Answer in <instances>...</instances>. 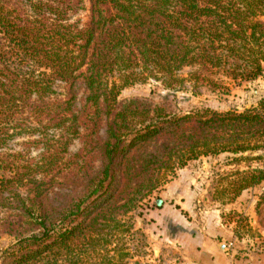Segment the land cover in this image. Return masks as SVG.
<instances>
[{
  "label": "trees",
  "instance_id": "1",
  "mask_svg": "<svg viewBox=\"0 0 264 264\" xmlns=\"http://www.w3.org/2000/svg\"><path fill=\"white\" fill-rule=\"evenodd\" d=\"M86 1L0 0V234L14 238L4 264L113 263L119 216L168 172L220 153L264 159L253 155L264 152L263 97L243 110L180 114L146 97L119 99L150 79L179 89L184 67L212 89H227L222 77L240 84L264 76V0ZM17 137L27 138L23 150L9 147ZM74 139L82 150L96 147L95 176L78 174L84 167L70 163L77 154L64 158ZM234 174L223 189L233 196L264 182V166ZM61 182L80 185L83 196L54 207L48 194ZM262 202L264 188L258 215Z\"/></svg>",
  "mask_w": 264,
  "mask_h": 264
},
{
  "label": "rangeland",
  "instance_id": "2",
  "mask_svg": "<svg viewBox=\"0 0 264 264\" xmlns=\"http://www.w3.org/2000/svg\"><path fill=\"white\" fill-rule=\"evenodd\" d=\"M87 5V1L85 0ZM85 11L80 12L82 18L85 17ZM191 67H184L179 71L180 76L184 78V82L179 89L171 90L164 88L155 80L147 82H139L124 87L120 94V100L130 98H150L155 103L165 102L170 110L180 113H186L190 109L209 107L218 111L228 109L243 110L255 104L260 98H264V76L258 77L252 81H244L240 84L222 77L226 81V88L212 89L206 84H195L188 78ZM57 90H61L57 87ZM84 89L81 85L77 86V102L79 106L83 103ZM104 137V127L98 134ZM26 137H17L9 145L14 151L23 150L22 141ZM153 146V145H152ZM150 147L154 149V147ZM82 139H74L67 147L64 158H68L74 154L77 156L71 160V165L82 166L78 174L83 173L95 176L101 168V159L99 153L94 148L82 150ZM157 147V146H156ZM29 155L37 156L41 151L33 145L29 146ZM264 152H256L255 154ZM233 154L220 153L217 155L200 156L197 159L189 160L181 167H176L174 171L167 173L164 180L158 187L146 194L145 190L137 194L138 201L136 208L128 213L119 216L121 224L118 229L110 231L114 233L112 238V246L115 244L118 247L119 255L115 257L113 263L105 264H156L155 259H160L161 262L165 257L159 253V248L153 244L158 238H166L168 229L176 232L180 228L179 214L187 217L188 213L177 206L175 201L176 194H218V198L222 201L230 203L240 194H244L246 201L252 204L256 216L258 227L254 230L245 227L242 216L243 227L238 228V234L247 233L249 236H260V231H264V202L257 209L256 202L262 194L264 182L254 187L242 190L238 195L233 196L231 193H226L223 189L227 188L229 180L234 178L236 170H249L257 166H264V159L261 160H242L234 162L231 160ZM88 169V171H87ZM88 176L81 177V181H86ZM80 182V181H79ZM56 194H48L54 207H61L68 195L76 198L82 197V187L69 182H61V185L55 187ZM15 212L14 209H8ZM9 213V211H7ZM231 212L226 215V219L231 218ZM260 230V231H259ZM236 233V232H235ZM183 234V233H181ZM159 236V237H158ZM157 239V240H156ZM259 241L262 239H258ZM14 238L7 234H0V264H4L2 260V252L12 243ZM261 242V241H260ZM161 248V247H160ZM162 250H168V246H163ZM104 264L100 258L96 259V263ZM98 263V264H99Z\"/></svg>",
  "mask_w": 264,
  "mask_h": 264
},
{
  "label": "crops",
  "instance_id": "3",
  "mask_svg": "<svg viewBox=\"0 0 264 264\" xmlns=\"http://www.w3.org/2000/svg\"><path fill=\"white\" fill-rule=\"evenodd\" d=\"M218 196L176 194L174 203L188 215H178L180 228L176 232L168 229L166 238H158L156 242L154 237L153 244L165 257L163 262L155 259L156 264H242L246 261L264 264V231L259 230V237L247 233L237 239L234 236L239 216L243 217L246 228L258 227L252 207L256 198L251 204L240 194L227 203ZM230 212L232 217L226 219ZM163 246H168V250H162Z\"/></svg>",
  "mask_w": 264,
  "mask_h": 264
},
{
  "label": "built area",
  "instance_id": "4",
  "mask_svg": "<svg viewBox=\"0 0 264 264\" xmlns=\"http://www.w3.org/2000/svg\"><path fill=\"white\" fill-rule=\"evenodd\" d=\"M237 231H238V229H237ZM236 231V233L234 234V236L236 237V239L238 238V235H237V232ZM231 245H233V243H230V246ZM167 264H176L175 262H169V263H167ZM242 264H255V263H253V262H250V261H246V262H243Z\"/></svg>",
  "mask_w": 264,
  "mask_h": 264
}]
</instances>
